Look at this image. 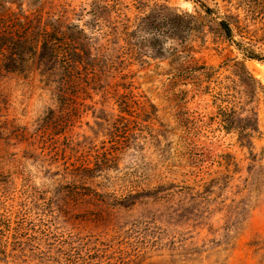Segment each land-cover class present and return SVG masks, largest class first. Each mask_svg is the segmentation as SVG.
<instances>
[{
	"label": "rangeland",
	"instance_id": "374dc122",
	"mask_svg": "<svg viewBox=\"0 0 264 264\" xmlns=\"http://www.w3.org/2000/svg\"><path fill=\"white\" fill-rule=\"evenodd\" d=\"M2 1L116 64L0 71V264H264V0Z\"/></svg>",
	"mask_w": 264,
	"mask_h": 264
},
{
	"label": "trees",
	"instance_id": "16d2710c",
	"mask_svg": "<svg viewBox=\"0 0 264 264\" xmlns=\"http://www.w3.org/2000/svg\"><path fill=\"white\" fill-rule=\"evenodd\" d=\"M108 1L112 5L105 6L103 10H117L119 1ZM192 1L206 15L212 14V10L200 0ZM11 6V3L0 0V71L21 73L40 70L48 77H59L63 85L70 87L78 86L82 78L94 81L99 75L100 65L106 63L109 69L115 66L113 60L102 57V48L91 54V49H86L76 39L69 38L66 34L69 29L64 21L60 18H45L40 6L31 11L22 8L13 10ZM220 24L224 33L230 34L229 26L224 22ZM117 34L118 29L113 23L100 36L108 46L118 40ZM190 69L192 67L182 70Z\"/></svg>",
	"mask_w": 264,
	"mask_h": 264
}]
</instances>
